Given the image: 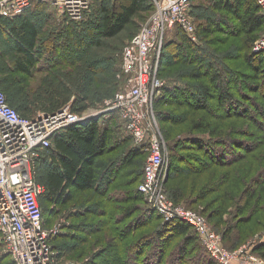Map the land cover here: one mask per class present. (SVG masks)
Here are the masks:
<instances>
[{"label":"rangeland","instance_id":"374dc122","mask_svg":"<svg viewBox=\"0 0 264 264\" xmlns=\"http://www.w3.org/2000/svg\"><path fill=\"white\" fill-rule=\"evenodd\" d=\"M114 1L91 0L89 10L85 13L83 19L77 22L66 20L50 4L42 1H35L31 8L18 14H0V88L13 108L26 118L32 117L42 110H55L68 104L74 107L78 113H93L100 110L103 111L106 101L110 100L118 90L125 88V82L128 80V77L122 74L121 53L129 41L138 33L141 26L147 21L153 12V8L151 10L152 6L149 0H143L138 12L125 25L121 32L112 37L100 36L101 18L99 10L103 7L109 9ZM37 5L40 6L38 7ZM195 5L198 6L195 7ZM204 7H207V11H205ZM210 12L216 14V11L211 7L210 0L193 1L191 17L194 20L192 24L196 31L193 34L194 38H190L194 42L200 41L208 50L213 49V44L217 45V47L220 46L219 49L221 51L228 50L225 51L226 54L224 56H221L220 52L216 53L220 59H224L222 64L224 68L236 67L245 71L244 73L252 74L245 66L243 59L235 53L234 47H232L238 39L232 37L234 34L226 35L227 33L214 30V26L208 21V13ZM225 17L228 19L227 23L229 24L226 31L234 33L236 31L235 26L238 24L237 19L229 15ZM24 20L31 21L34 27L37 28L36 41L41 47H38L41 55L47 57L46 53L47 55L48 53H52V57L55 59L66 58L72 63L64 62L59 66L46 69L48 61L41 58L35 63L32 72L28 75L16 71L15 62L19 54L16 52L12 28ZM204 26L211 28L207 39H202L201 36ZM173 32L174 27L166 31L164 43L173 35ZM263 36L264 30L260 33L258 40ZM60 39L63 41V46ZM65 39L70 44L65 43ZM43 46H45L44 49H42ZM204 57L205 59L203 60L198 59V63L201 61L211 63L209 62L211 59H208L205 55ZM48 58L50 59V57ZM162 62L161 56L158 69L160 66H164ZM214 63L216 64V62ZM193 64L185 61L182 63L178 61L173 62L172 57H169V61H167V65L163 67L162 71L158 73L157 69V79L163 83L180 79L179 81L189 86H194L195 80L189 79L188 75L189 70L194 69L195 64ZM216 67L218 66L216 65ZM217 69L222 73L219 68ZM231 73L226 70L223 76L224 79L228 78L227 87L233 93L235 100L244 104L243 108H241L242 112H239V114H242L241 116L236 115V112H233L232 109H229L228 113H226L225 109V113L221 112V117H215L216 111H212L211 108L212 106L215 107L217 100L214 102L211 99V103L213 104L210 105L211 108L209 109L212 112L211 115L207 114V116L206 112L202 109L196 110L190 104L181 106L163 104L157 107L159 113L161 112V116H164L165 113L171 110L176 115H179V118L172 119L168 114V116L165 115L166 118H164L165 116H160L159 118L154 111L156 108L153 109L152 102L151 110L153 115H155L157 124L156 131L155 129L153 130L158 135L160 141L164 143L163 151L167 153V163H165L164 167L165 178L162 185L163 197L171 202L174 207L195 213L201 217L206 227L219 236V244L225 251L232 255L235 254V257L238 253V259L242 260L245 264H256L261 260V257L254 252L253 248L256 243L253 244V242L261 241L264 235V128L257 124L259 119L249 118L246 113L248 112V115L252 116L257 115L252 98L257 95L261 97L260 100H264V82L258 91L254 90L252 92L250 88L244 87L245 84L235 83L234 79H238V77L234 78L230 75ZM104 114H102V117ZM225 114H228V116ZM108 115L111 116V119L114 117L116 120H114V123L108 120L106 124H112L111 126L116 124V126L120 127L124 139L130 138L123 121L119 117H116L115 113L111 112ZM201 117L219 125L221 139L229 137L231 139H238L239 142L237 141L236 150L231 148V151L235 153L233 162L228 164L223 161L218 164H212L203 171L188 172L187 169L189 171L196 170V166H192L195 164L196 159L192 157L194 154L190 153L192 154L190 157L193 159L190 161L193 164L188 165L187 160L184 159H188L190 147L184 146L185 149H183L182 147H177V144L184 143L186 139L189 140L196 136L201 138L208 137L209 133L195 134L190 129L191 123ZM113 135L111 142L116 144L117 137ZM130 141L133 142L131 138ZM243 142L246 143L244 147L242 146ZM145 146L146 142L144 146H137L140 148L141 154L134 157L131 164L122 168V177H119L118 181L112 184L115 188L111 189L113 196L109 199V212L112 213V211L118 210L117 207H121L122 205L123 208L127 204V201H123V193L121 192L122 189H125V185L129 183L130 176L125 175V173H131L132 171L133 174H136L144 167L149 155ZM124 147V150L127 149V146ZM170 148H174V155H172ZM115 149L116 146L114 149L109 150L103 158H117L119 150ZM175 168L179 169L176 170ZM37 171L36 166L34 169V180L41 185L43 181L42 173L40 171L37 173ZM140 183L138 184V180L135 179L130 185L128 184V187L137 189ZM173 188L177 189L179 195H181L177 203L169 196L171 194L170 189ZM222 192L234 193L235 200L230 201L229 198L227 199V211L223 216H220V202H214L218 201V196H222ZM106 195L104 193H93L92 191H73L71 194L73 197L72 201L67 205H58L57 207L50 205L45 200L41 201L45 228L50 229L59 221L68 222L69 220L65 218L68 217V212L74 207L90 204L104 205ZM138 205L147 207L143 193ZM212 205L214 206L213 208ZM115 212V216H117L115 221L122 222L119 217L120 213ZM212 212H218L219 214L216 215L215 220L210 221L209 215ZM146 215L148 214L144 213L143 217L140 218L141 220L135 226L139 225L138 228L141 227L138 230L139 234L148 232L155 227L154 223L150 227L141 226L149 217H153ZM146 217L148 218L145 220ZM236 218H238V226L228 231V227L236 223ZM246 218L249 220H245ZM161 220L164 221L162 216ZM161 220L159 221L160 223ZM112 228L114 226L108 223L91 238L78 243L72 250L59 254L58 259L60 264H74L73 262H80V259L88 261L94 254H98L100 250H106L109 255L108 258H111L116 251H120L117 242H115ZM136 237L132 235L131 241ZM158 238L160 240L161 236ZM157 243L159 242H154L155 245ZM174 245H171L169 252ZM113 249L115 252H112ZM188 249L190 252L182 256L183 264L204 263V261H199L196 258L199 255L197 253H200L198 248L191 249L190 247ZM153 257L155 258V255ZM204 258L206 259L207 257ZM204 258L202 255L201 259L204 260ZM108 260L110 261L107 262L108 264H119L111 263L115 259ZM10 263L9 256L3 253L0 248V264ZM79 264H83V262ZM162 264H165L164 261Z\"/></svg>","mask_w":264,"mask_h":264},{"label":"trees","instance_id":"16d2710c","mask_svg":"<svg viewBox=\"0 0 264 264\" xmlns=\"http://www.w3.org/2000/svg\"><path fill=\"white\" fill-rule=\"evenodd\" d=\"M193 1L194 0L191 2V8ZM142 2L143 0H115L109 9L107 7L100 8V36L112 37L121 32L125 25H127L131 18L138 12ZM210 2L216 14H212L211 12L208 13V21L214 26V30L227 33L226 35L234 34L232 37H236L238 41L234 43L232 47H234L235 53L243 59L245 66L252 74L244 73L245 71L236 67L224 68V66H222L224 59H220L216 53L220 52L221 56H224L226 54L225 51L228 50L221 51L219 49L220 46L217 47L215 44H213V49L208 50L200 41L194 42L179 26H174L173 35L166 40L165 43L163 42L162 45V65H167L169 57H172L173 62L178 61L182 63L185 61L194 63V69L189 70L188 75L189 79L195 80L196 83L194 86H189L179 81L180 79L164 83L160 93L153 99V109L156 108L154 111L159 118L161 112L159 113L157 107L163 104H175L176 106L190 104L194 109H202L206 112V115H211L212 112L209 110L211 108L210 105H213L211 102H215L216 100L219 104L216 101L215 107L212 106L211 108L212 111H216L215 117H221V112L225 113V109L226 113H228L227 111L229 109H232L233 112H236V115L241 116L242 114H239V112H242L241 108H243L244 104L243 102L236 101L233 93L228 90V78L224 79L223 76L225 71L228 70L230 73L232 71L230 75L234 78L238 77V79H234V82L245 84L244 87L250 88L252 92H254V90L258 91L264 82V54L252 51L253 44L258 40L260 33L264 30V16L261 14L255 0H210ZM37 6L39 7L40 5ZM151 6L152 10L153 5L151 4ZM196 6L198 5H195V7ZM204 8L205 11H207V7ZM227 15L236 18L238 21L234 33L226 31V28L229 26L227 23L228 19L225 17ZM190 16H192L191 11ZM196 17L198 16L196 15ZM192 21L194 20L192 19ZM210 29L211 28L208 26L202 28V39H207ZM12 34L15 38L16 52L19 54L15 62V69L18 72L28 75L32 72L35 63L41 58L48 61L46 69L59 66L64 62L72 63L66 58L55 59L52 57V53H48V55L46 53L47 57L41 55L38 51L40 45H38L36 41L37 28H35L33 23L29 20H24L19 25L14 26L12 28ZM60 40L63 46V41L62 39ZM65 41V43L70 44L68 40L65 39ZM209 44H211V42H209ZM44 48L45 46L42 47V49ZM203 54L208 57V59H211L209 61L211 63H205L204 61L198 63V59H205ZM48 57H50V59ZM214 62H216V64ZM216 65L218 67H216ZM164 66H160L158 73L162 71ZM217 68H219L222 73ZM260 98L261 97L257 95L252 98L257 115H254V117L248 115V112L246 115L249 118L259 119V121L256 120L257 124L264 128V100H260ZM10 107L13 108L11 105ZM13 109L22 117L26 118L18 110L15 108ZM73 110L76 111L74 107ZM52 111L54 110H42L41 112ZM108 114L109 113H105L103 116ZM167 114L171 116L172 119L179 118V115H176V113L171 110L165 113L164 116ZM115 115L118 117L117 114ZM225 115L228 116V114ZM164 118H166V116ZM110 120L114 123L116 119L114 117L111 119L110 116ZM108 125L112 124H106L105 128ZM190 129L195 132V134L209 133V135L208 137L202 138L199 136H192L194 138L189 140L186 139V142L177 144V147H182L183 149H185L186 146L190 147L188 159H184L187 160L188 165L193 164L192 161H190L193 160L191 159L192 157L196 159L195 164L192 165L196 166V170L189 171L187 169L188 172L203 171L208 166L223 161L228 164L233 162L235 153L231 151V148L236 150L237 141L239 142L238 139H231L229 137L221 139L219 125L207 121L204 117L194 120L191 123ZM114 133H119V136H123L120 127L116 126V124L114 126H109L108 131H100L99 119H92L84 125L73 126L63 130L58 136L53 138L51 148L47 151H42L40 157L35 161V165L38 169L37 173L40 171L43 177L42 184L40 185L43 190L38 196V204L42 211L43 224L45 221L41 201L45 200L47 203H50V205L57 207L58 205L69 204L73 198L71 196L73 191H92L93 193L107 194L105 196L104 205H84L81 207H74L68 212V217L65 219L69 221H64L59 232L49 238L54 250L58 252V254H64L72 250L78 243H82L86 239L91 238L95 233L100 232L104 226L110 223L114 226V228H112L114 239L120 251H116L114 255L111 254V258H108L109 255L107 251L100 250L98 254H94L88 261L80 259V262H73L74 264H79L81 262H83V264H108L107 262H110L108 259H115V261L111 263L119 264H162L163 261L165 264H183L182 256L190 252L188 249L190 247L191 249L198 248L200 253H197L199 255L196 258H198L199 261H204L203 264H219L210 257L205 248L200 244L198 236L189 224L179 220L164 222L157 212L144 205H138L142 193L138 188L131 189L128 186L135 179L138 180V184L142 181L143 168L136 174H133L132 171L131 173H125V175L130 176L129 183L125 185V189H122L121 192L123 193L122 199L123 201H127V204H125L123 208L122 205L121 207H117L118 210H114L112 213L109 212V199L113 196L111 189L114 187L112 184L118 181L119 177H122V168L131 164L133 158L141 154L140 148L134 146L130 138L127 137V140L123 138L125 142L124 146H127V149L124 150L125 155L123 160H121L119 156H117V158L109 157L104 159L103 157L105 154L111 150V138ZM196 139H199L201 142ZM242 146H246V143L243 142ZM170 151L172 155H174V148H170ZM190 153L194 155L190 157V155H192ZM175 169L178 170L179 168ZM170 190L171 194H169V196L177 203L181 196L179 195V191L174 188ZM203 192L204 190L201 193L203 194ZM234 195V193L222 192V196H218V201L216 200L214 203L220 202V216H223L227 211V199L229 198L230 201L235 200ZM213 207L212 205V208ZM115 211L120 213L119 217L122 222L119 223L115 221L117 219ZM135 212L136 214L134 215ZM152 212L153 214H151ZM144 213L148 214L146 215L148 217H153H146L145 220L148 219L142 223L141 226L150 227L151 224L154 223L155 227L148 232L139 234L138 230H140L141 227L138 228L139 225L137 227L135 226L137 222L141 220L140 218L143 217ZM217 214L219 213L212 212L209 215V220H215ZM128 218L129 220H127ZM160 220L161 223L159 222ZM245 220L249 219L246 218ZM235 221L236 223L228 227V231L238 226V218H236ZM132 235L137 237L131 241L130 238ZM159 236H161L160 240L158 238ZM164 239L165 241L167 239V241L165 242ZM154 242L159 243L155 245ZM173 244L175 245L169 252ZM253 250L264 260V237L254 246ZM112 252H115L114 249ZM117 253H119V255H117ZM154 255L155 258L153 257ZM202 255L203 258H207H204V260L201 259Z\"/></svg>","mask_w":264,"mask_h":264},{"label":"built area","instance_id":"2783aa9c","mask_svg":"<svg viewBox=\"0 0 264 264\" xmlns=\"http://www.w3.org/2000/svg\"><path fill=\"white\" fill-rule=\"evenodd\" d=\"M35 1L47 2L71 22L82 20L91 4V0H0V14H18ZM149 1L153 12L121 53L122 74L128 77L126 86L106 101L103 111L78 113L68 104L24 118L10 107L0 89V248L12 264H60L49 238L59 232L63 222L50 229L44 227L38 204L43 189L34 180L35 161L42 151L51 148L53 138L63 130L111 112L123 121L134 145L144 146L146 142L149 155L138 190L145 195L147 207L162 216L164 222L179 220L189 224L217 263L245 264L238 259V253L235 257L220 246L219 236L206 227L201 217L174 207L163 197L167 153L153 130L157 124L151 110L153 99L164 85L157 79V69L166 31L179 26L193 39L195 29L190 16L192 0ZM255 2L264 16V0ZM252 51L264 53V36L255 41ZM261 260L256 264H264Z\"/></svg>","mask_w":264,"mask_h":264},{"label":"crops","instance_id":"0c3cea01","mask_svg":"<svg viewBox=\"0 0 264 264\" xmlns=\"http://www.w3.org/2000/svg\"><path fill=\"white\" fill-rule=\"evenodd\" d=\"M98 119H99V124H100V131H108V128L111 125H108L106 128H105V125L108 122V120H110V116L109 115H105V116H103L101 118H98ZM113 136H116L117 137L116 138L117 142H116V144L112 143L114 145L111 144L110 145V148L111 149H114V147L116 146V149L115 150H117V151L119 150L118 151V154H119L118 156L120 157L121 160H123L124 159V155H125V153H124V148H125L124 147V143L125 142L122 139L124 137L122 135L119 136V133H114ZM133 145H134V143H133ZM134 146H136V145H134Z\"/></svg>","mask_w":264,"mask_h":264}]
</instances>
